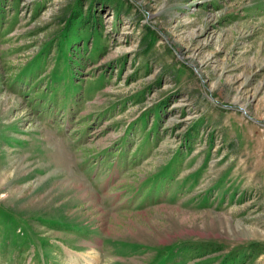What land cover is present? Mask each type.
I'll list each match as a JSON object with an SVG mask.
<instances>
[{
  "label": "rangeland",
  "instance_id": "rangeland-1",
  "mask_svg": "<svg viewBox=\"0 0 264 264\" xmlns=\"http://www.w3.org/2000/svg\"><path fill=\"white\" fill-rule=\"evenodd\" d=\"M260 245L264 0H0V264Z\"/></svg>",
  "mask_w": 264,
  "mask_h": 264
},
{
  "label": "trees",
  "instance_id": "trees-1",
  "mask_svg": "<svg viewBox=\"0 0 264 264\" xmlns=\"http://www.w3.org/2000/svg\"><path fill=\"white\" fill-rule=\"evenodd\" d=\"M207 245H204L206 247ZM263 245H260L258 247H254L255 253L260 254L263 251Z\"/></svg>",
  "mask_w": 264,
  "mask_h": 264
}]
</instances>
